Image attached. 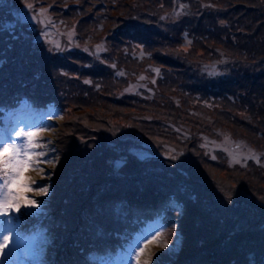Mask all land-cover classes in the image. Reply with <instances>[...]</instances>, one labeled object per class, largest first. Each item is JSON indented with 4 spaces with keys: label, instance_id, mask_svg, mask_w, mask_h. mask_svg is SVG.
<instances>
[{
    "label": "rangeland",
    "instance_id": "obj_1",
    "mask_svg": "<svg viewBox=\"0 0 264 264\" xmlns=\"http://www.w3.org/2000/svg\"><path fill=\"white\" fill-rule=\"evenodd\" d=\"M0 119V264H264V0H0Z\"/></svg>",
    "mask_w": 264,
    "mask_h": 264
},
{
    "label": "snow or ice",
    "instance_id": "obj_2",
    "mask_svg": "<svg viewBox=\"0 0 264 264\" xmlns=\"http://www.w3.org/2000/svg\"><path fill=\"white\" fill-rule=\"evenodd\" d=\"M28 8H32V4L27 5ZM35 19V17H33ZM43 22V21H41ZM17 138H26L21 143H6L0 144V215H7L12 210L20 211L21 207H36L37 202L34 199H30L27 196H22L18 191L13 189L17 185L20 170L23 167H33L32 158L35 156H44V152H37L35 149L39 146L33 141L35 132H17ZM27 158V159H25ZM174 158V157H173ZM24 189L32 191L31 185H23ZM38 191L41 195H46L48 189L46 187H39ZM25 200L26 203L22 204L21 201ZM8 237L3 238V242H0V254L8 246ZM147 239V238H145ZM167 247V243L163 245ZM139 247V245H138ZM143 249H139L136 253L137 264H139V255ZM150 264V262H146Z\"/></svg>",
    "mask_w": 264,
    "mask_h": 264
},
{
    "label": "trees",
    "instance_id": "obj_3",
    "mask_svg": "<svg viewBox=\"0 0 264 264\" xmlns=\"http://www.w3.org/2000/svg\"><path fill=\"white\" fill-rule=\"evenodd\" d=\"M26 101V100H25ZM28 102V104H27V106H25V108L24 109H22L21 108V104L20 103H16L15 104V106H13L11 109H10V107L8 108V109H4L7 113H9V115H11L12 113L13 114H16V111H20V110H25L28 106H31L32 107V111H36V112H39V113H44V112H42V110H43V108H46V110L48 111V107H47V105H43V107H40V108H38V107H36L35 106V104H33L31 101H27ZM30 102V103H29ZM41 106V105H40ZM46 111V112H47ZM1 120V119H0ZM2 121V120H1ZM2 124H5V123H3V122H0V130H2V129H4L3 127H2ZM239 247L240 246H238V251H239ZM112 257H114L113 256V254L112 255H110L109 253H105L104 255L102 254L101 256H98V257H96L97 259H98V262H100V261H104V260H106V259H109V258H112ZM95 258V257H94ZM212 258V257H211ZM98 262L97 263H94V264H98ZM92 262H88L87 264H91Z\"/></svg>",
    "mask_w": 264,
    "mask_h": 264
}]
</instances>
